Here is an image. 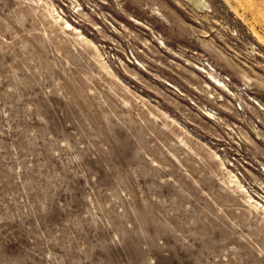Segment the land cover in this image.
Segmentation results:
<instances>
[{
  "label": "rangeland",
  "instance_id": "obj_1",
  "mask_svg": "<svg viewBox=\"0 0 264 264\" xmlns=\"http://www.w3.org/2000/svg\"><path fill=\"white\" fill-rule=\"evenodd\" d=\"M205 2L0 0V264H264V0Z\"/></svg>",
  "mask_w": 264,
  "mask_h": 264
},
{
  "label": "bare ground",
  "instance_id": "obj_2",
  "mask_svg": "<svg viewBox=\"0 0 264 264\" xmlns=\"http://www.w3.org/2000/svg\"><path fill=\"white\" fill-rule=\"evenodd\" d=\"M188 2H190L195 8H198L199 10L203 9L206 6L205 0H188ZM60 20H62V18L59 17V16H57L55 22H57V21L59 22ZM64 24H65V27L67 28V30L73 29L72 25L70 23H68L67 21H65ZM224 60H225V58H224ZM201 71H204V70L202 69ZM206 73H207V76H206V79L203 80V83L205 84V87L207 89L208 88L210 89V91H207V94H209V96H212L211 90H212V87L213 86L215 87V85H216L218 87H220V86L227 87L226 84L224 82H222L219 78H217L216 76H214L212 74V72L207 71ZM214 73H215V71H214ZM240 76L242 77V79L244 81H246L248 83L251 82V78H249L248 75H245L243 73ZM213 83H214V85H213ZM204 84H202V85H204ZM214 92H217V91H214ZM208 113L211 114L210 111ZM263 171H264V169H263ZM227 173H228L227 174V182L230 185L234 186L235 189H238L239 192L241 191L242 194L244 193V198H245V202L247 203V205L250 208L254 209V210H257V211L262 212L263 217H264V204L263 203H260L261 201L258 200L259 198H255L256 196H254L251 193H249V191L240 183V180L237 178V176L231 170H227Z\"/></svg>",
  "mask_w": 264,
  "mask_h": 264
}]
</instances>
